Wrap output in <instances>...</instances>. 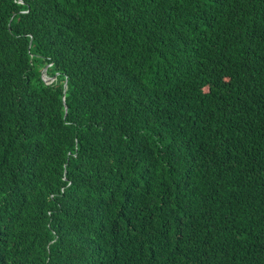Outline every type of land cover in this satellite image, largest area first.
<instances>
[{
  "label": "trees",
  "instance_id": "1",
  "mask_svg": "<svg viewBox=\"0 0 264 264\" xmlns=\"http://www.w3.org/2000/svg\"><path fill=\"white\" fill-rule=\"evenodd\" d=\"M0 264H264V0H0Z\"/></svg>",
  "mask_w": 264,
  "mask_h": 264
},
{
  "label": "rangeland",
  "instance_id": "2",
  "mask_svg": "<svg viewBox=\"0 0 264 264\" xmlns=\"http://www.w3.org/2000/svg\"><path fill=\"white\" fill-rule=\"evenodd\" d=\"M43 80L45 81V83H46L47 85L52 84L53 81H54L53 79L48 78L47 76H44V77H43Z\"/></svg>",
  "mask_w": 264,
  "mask_h": 264
},
{
  "label": "water",
  "instance_id": "3",
  "mask_svg": "<svg viewBox=\"0 0 264 264\" xmlns=\"http://www.w3.org/2000/svg\"><path fill=\"white\" fill-rule=\"evenodd\" d=\"M45 72H46V69H44V72H43V77H44V76H46V75H45ZM65 88H66V85H65Z\"/></svg>",
  "mask_w": 264,
  "mask_h": 264
},
{
  "label": "built area",
  "instance_id": "4",
  "mask_svg": "<svg viewBox=\"0 0 264 264\" xmlns=\"http://www.w3.org/2000/svg\"><path fill=\"white\" fill-rule=\"evenodd\" d=\"M53 80H55V78H52ZM45 82V81H44ZM54 82V81H53ZM47 85V84H46Z\"/></svg>",
  "mask_w": 264,
  "mask_h": 264
}]
</instances>
